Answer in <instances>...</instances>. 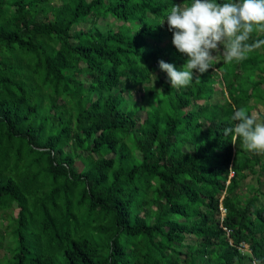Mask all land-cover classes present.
I'll use <instances>...</instances> for the list:
<instances>
[{"label": "trees", "instance_id": "1", "mask_svg": "<svg viewBox=\"0 0 264 264\" xmlns=\"http://www.w3.org/2000/svg\"><path fill=\"white\" fill-rule=\"evenodd\" d=\"M180 3L0 0V264H264V46L172 89Z\"/></svg>", "mask_w": 264, "mask_h": 264}, {"label": "clouds", "instance_id": "2", "mask_svg": "<svg viewBox=\"0 0 264 264\" xmlns=\"http://www.w3.org/2000/svg\"><path fill=\"white\" fill-rule=\"evenodd\" d=\"M166 21L173 45L187 57L180 69L159 60L172 89L189 87L193 70L207 72L217 55H222L225 63L240 62L264 46V39H252L254 32L264 31V0H191L187 5L173 4ZM230 119L235 123L223 128L224 136H230L233 144L240 140L249 152L264 154V122H258L256 114L249 115L245 107H234Z\"/></svg>", "mask_w": 264, "mask_h": 264}, {"label": "rangeland", "instance_id": "3", "mask_svg": "<svg viewBox=\"0 0 264 264\" xmlns=\"http://www.w3.org/2000/svg\"><path fill=\"white\" fill-rule=\"evenodd\" d=\"M180 4H182V3H180ZM108 23L109 24H111V25H114V24H118V23H120L119 21H116L115 19H113L112 17H108ZM222 47L223 46H221V50H222ZM215 54V53H214ZM215 60H216V62H221V55H217L216 57H215ZM133 96L137 99V100H139L140 99V92L138 91V92H135V93H133ZM214 100H223V96L221 95V94H215L214 95V98H213ZM251 113L252 114H256L257 116H258V113H262V114H264V106H262L261 104L259 105V106H257L255 109H252L251 110ZM260 119L261 118H259L258 117V121H260ZM262 181L264 182V175H263V177H262ZM246 182L247 183H249V188H251V187H254V186H256V183H255V179H253L252 177H248L247 179H246ZM244 194H246V195H248V192L245 190V192H244ZM11 211H12V213H9V215H8V217H7V215H5V218H2V217H0V221H2V223L3 224H6L7 223V220H6V218H10V217H14V215L16 214V211H17V209H16V207L14 206V208L13 209H11ZM6 241V238L4 239V242ZM7 241H8V239H7ZM244 246H246V245H244ZM245 248H247V247H245ZM2 254V250L0 249V255Z\"/></svg>", "mask_w": 264, "mask_h": 264}, {"label": "built area", "instance_id": "4", "mask_svg": "<svg viewBox=\"0 0 264 264\" xmlns=\"http://www.w3.org/2000/svg\"><path fill=\"white\" fill-rule=\"evenodd\" d=\"M230 175H232V173H230ZM221 212L224 213V212H225V208L221 207ZM230 231H231L230 229H227V233H228V235H229ZM241 246H242V244H241ZM243 246H244V245H243ZM243 246H242V248H243ZM246 246H247V245H246ZM246 246H245V247H246ZM253 263L256 264L255 262H253Z\"/></svg>", "mask_w": 264, "mask_h": 264}]
</instances>
